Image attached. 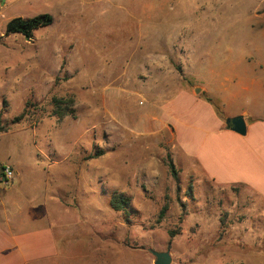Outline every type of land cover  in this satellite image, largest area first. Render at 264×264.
Here are the masks:
<instances>
[{
	"label": "rangeland",
	"instance_id": "rangeland-1",
	"mask_svg": "<svg viewBox=\"0 0 264 264\" xmlns=\"http://www.w3.org/2000/svg\"><path fill=\"white\" fill-rule=\"evenodd\" d=\"M50 10L53 23L32 38H0V179L16 159L17 194L50 200L62 262L154 264L152 251H170L171 264H264V196L188 163L173 125L193 86L262 77L264 0H65ZM54 94L75 96V117L51 115ZM115 193L130 198L127 210L113 208Z\"/></svg>",
	"mask_w": 264,
	"mask_h": 264
},
{
	"label": "crops",
	"instance_id": "crops-1",
	"mask_svg": "<svg viewBox=\"0 0 264 264\" xmlns=\"http://www.w3.org/2000/svg\"><path fill=\"white\" fill-rule=\"evenodd\" d=\"M64 4L65 0H0V23L6 27L15 17L54 16L50 8L64 10ZM6 36L9 34L1 31L0 38ZM240 75L235 74L233 80L238 82L232 86L202 85L201 93L193 86L189 90L192 106L173 122L174 135L186 161L198 164L210 180L220 185L243 184L264 196V74L259 77L251 72L245 80H240ZM208 97L218 101L222 115ZM247 99L252 100L250 105L245 104ZM181 109L177 104L176 111ZM238 115L246 121L245 135L226 123L227 118ZM6 166H11L15 175L21 174L18 160L11 158ZM2 181L0 264H65L50 200L33 199L24 189L19 196L14 181L10 185Z\"/></svg>",
	"mask_w": 264,
	"mask_h": 264
},
{
	"label": "trees",
	"instance_id": "trees-1",
	"mask_svg": "<svg viewBox=\"0 0 264 264\" xmlns=\"http://www.w3.org/2000/svg\"><path fill=\"white\" fill-rule=\"evenodd\" d=\"M54 21V16L51 13H41L33 17H15L11 19L6 24V34L10 33H21L26 38L30 39L34 35V31L38 29L39 27L46 26L52 24ZM56 84H58V79L56 80ZM207 100L211 102L217 111L219 115H222L220 110V105L216 103L212 98L208 97ZM5 102H7L5 100ZM32 102L28 101L26 104V107L30 105ZM49 104L52 107L51 115L57 117L58 119H64L65 117L76 116V98L73 95H57L54 94L49 99ZM33 106H36V104L33 102ZM28 112L27 108L23 110V112L16 116L13 120V123H19L23 119L26 118ZM229 125V124H228ZM231 127V125H229ZM7 131V128L0 126V131ZM103 152H97L94 155H90L89 158H95L101 155ZM167 165L170 169V172L174 179L179 182V169L177 168L173 157L171 154L167 155ZM130 203V198L124 196L122 193H115L112 197L111 204L114 209L116 210H127ZM168 203H165L164 206L161 208L160 211V218L164 217L167 210H168ZM175 231H170V237L173 238L175 236Z\"/></svg>",
	"mask_w": 264,
	"mask_h": 264
},
{
	"label": "water",
	"instance_id": "water-1",
	"mask_svg": "<svg viewBox=\"0 0 264 264\" xmlns=\"http://www.w3.org/2000/svg\"><path fill=\"white\" fill-rule=\"evenodd\" d=\"M195 91L199 93L201 87H196ZM226 123L231 125V128L239 134L245 135L247 132V124L242 115L229 117L226 120ZM156 259L154 264H171L172 255L170 251H152Z\"/></svg>",
	"mask_w": 264,
	"mask_h": 264
},
{
	"label": "built area",
	"instance_id": "built-area-1",
	"mask_svg": "<svg viewBox=\"0 0 264 264\" xmlns=\"http://www.w3.org/2000/svg\"><path fill=\"white\" fill-rule=\"evenodd\" d=\"M0 26H2L1 23H0ZM3 169H4L3 183L5 185H10L13 182V178L15 176V171L11 166H5V167H3Z\"/></svg>",
	"mask_w": 264,
	"mask_h": 264
}]
</instances>
